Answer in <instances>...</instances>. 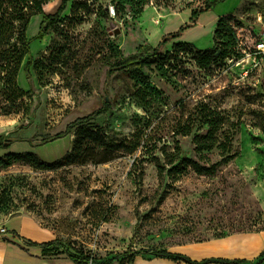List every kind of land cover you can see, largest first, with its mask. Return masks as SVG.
<instances>
[{"label": "rangeland", "instance_id": "374dc122", "mask_svg": "<svg viewBox=\"0 0 264 264\" xmlns=\"http://www.w3.org/2000/svg\"><path fill=\"white\" fill-rule=\"evenodd\" d=\"M212 1L171 0L163 4L150 0L139 18H133L129 8L122 16L113 15V0H79L87 2V9L82 11L83 17H72L74 0L69 1L60 16L63 21L31 44L33 57L40 60L41 80L32 69L29 84L22 71L18 82L30 91V97L19 113L6 115L0 111V142L41 140L56 135L77 117L102 107L106 99L112 102V110L99 116L98 122L123 134L131 133L134 114L143 110L132 96L133 81L129 77L114 73L107 82L105 59L109 44L115 42L125 59L152 51L166 34L191 23L193 12ZM217 1L212 10L200 14L203 18L197 28L183 32L184 40L171 39L162 46L169 79L162 77L155 66L144 72L165 92L170 106L185 100L188 108L195 111L200 99L213 95L219 108L230 116L217 133L220 141L226 142L223 134L233 131L232 123L242 114L244 122L232 144V150H239L240 155L223 163L222 151L216 148L200 158L193 136H180L183 153L210 171L191 169L175 182L167 177L160 179L152 162L144 163V177L137 178L130 156L100 165L56 170L15 162L0 169V240L21 250L29 247L31 240L26 237L9 236L7 223L19 214L38 223L47 233L43 239H58L74 251L101 258L141 249L175 252L188 244L264 229V133L251 124L250 112L257 104L247 99L249 94H264V61L245 78L251 61L240 63L242 43L238 35L244 30L242 33L250 35L251 41L255 39L250 32L259 28L257 16H264V0ZM61 2L54 0L45 12L55 13ZM217 15H232L243 23L240 28L234 24V39L222 36L219 19L213 22ZM42 18L43 15H36L32 19L29 38L39 33ZM178 42H188L190 47L178 49ZM203 51L208 53L203 55ZM216 51L226 52L227 56L215 62ZM94 100L99 105L88 112L77 110ZM172 121L176 120L169 116L162 126L168 127ZM208 130L207 126L195 128L194 134H206ZM169 138L173 140L171 135ZM67 145L66 136L38 146L36 153L42 160L52 162L67 153ZM0 260L18 263L15 256H7L1 249ZM256 260L258 257L252 262ZM40 261L74 264L65 253L43 255ZM129 264L174 263L138 256Z\"/></svg>", "mask_w": 264, "mask_h": 264}, {"label": "trees", "instance_id": "16d2710c", "mask_svg": "<svg viewBox=\"0 0 264 264\" xmlns=\"http://www.w3.org/2000/svg\"><path fill=\"white\" fill-rule=\"evenodd\" d=\"M51 1L0 0V102L2 103L0 111L3 114L19 113L25 109L23 105L26 98L30 97V91L25 90L18 82L21 71L25 72L29 84L32 83V69L36 70L41 80L38 71L40 60L33 57L31 44L35 40L43 39L51 27L58 26L63 21L60 16L71 0H62L55 13H46L45 7ZM158 1L167 4L171 0ZM149 2L150 0H113L117 16H122L129 8L133 18H139ZM217 2V0H213L205 8L193 12L191 23L182 25L176 32L166 34L152 51L140 56L125 59L123 51L115 42L109 44V55L105 59L108 66L107 82L114 73H122L129 77L133 81L132 96L143 110V113L134 114L131 133L123 134L119 130L98 122L99 116L112 110V102L106 99L102 107L69 122L65 131L41 140L29 139L32 147H38L68 135H74L71 149L61 158L49 162L42 160L33 151L9 152L0 157V169L7 168L15 162H27L36 168L56 170L69 166L100 165L130 156L133 158L132 168L135 170L134 173H137V178L144 177V163L146 162H152L155 165L160 179L167 177L174 182L186 176L191 169H196L199 172L210 171L209 167L200 166L197 160L183 153L180 136H193L195 152L200 158L206 157V152H211L216 148L222 151L223 163L238 157L240 151L232 150V144L237 131L244 122L241 120L242 114L238 116L236 122L232 123L233 131H225L223 134L226 142L220 141L217 133L230 116H227L225 109L219 108L213 95H207L200 99L195 111L188 108L185 100L170 106L169 98L165 92L155 86L150 76L144 72L145 68L155 66L162 77L168 78V62L161 52L162 46L171 39L181 37L186 29L196 24L201 13L212 10ZM86 9L87 2L74 0L72 17H83L82 11ZM106 13L110 17L109 10ZM36 15H43L40 30L36 36L29 38L28 30ZM218 24L222 36L233 39L236 36L237 28L243 27V23L232 15L220 17ZM189 47L188 42L176 44L178 49ZM207 53L208 51L201 52L203 55ZM225 54L226 52L216 51L215 62L221 61L223 57L227 56ZM247 99L251 104H257L256 108H252L250 112L253 115L251 124L259 127L264 133V94L260 92L249 94ZM221 112L224 113L223 116ZM169 116L176 121H172L168 127L162 126V122ZM205 126L209 127L206 134H194L195 128L200 130ZM169 135L173 140H170ZM12 141L8 139L0 142V148H9ZM157 151L160 155L156 153ZM5 240L7 239L5 238ZM30 244L40 247L44 256L65 253L74 264H129L138 256H152L187 264H243L247 262L242 258L226 257H208L196 260L187 254L168 249H141L111 258H101L85 251H74L58 239L41 243L30 241ZM263 262L264 252L254 264Z\"/></svg>", "mask_w": 264, "mask_h": 264}, {"label": "crops", "instance_id": "0c3cea01", "mask_svg": "<svg viewBox=\"0 0 264 264\" xmlns=\"http://www.w3.org/2000/svg\"><path fill=\"white\" fill-rule=\"evenodd\" d=\"M203 18V14L199 17L196 24L193 28H197L199 23ZM219 15L215 16L213 19L214 24L218 21ZM168 33V32H167ZM184 40L183 35L180 37V41ZM194 41V40H191ZM195 42V41H194ZM87 103H90L87 102ZM72 135L67 136V149L64 152H68L72 146ZM2 149V150H1ZM28 151H37V147H32L28 139H14L10 144L8 149L0 148V157L9 152H28ZM57 155L54 156V158ZM53 158H47L51 160ZM7 227L9 229L10 235H20L21 237H26L32 242H45L53 239L45 240L43 237L47 233L38 226V223L31 217L26 216L25 214H19L11 218ZM207 248L208 250H204ZM0 249L5 252L7 256H15L18 259L17 264H40L42 261L43 252L42 249L38 246L26 247L25 250H21L18 247H11L10 243H7L4 240H0ZM175 252H180L189 255L193 259L201 260L208 257H226V258H242L246 259L247 262L243 264H254L252 262L257 257L264 252V229L260 230L257 233H245V234H234L228 235L226 237L214 238L209 242L203 243H194L188 244L180 248ZM38 258V259H37ZM36 260V261H35ZM168 260V259H167ZM257 261V260H256ZM170 263H176L170 260ZM180 264H187L184 262H179ZM0 264H7L4 261L0 260ZM219 264V263H211Z\"/></svg>", "mask_w": 264, "mask_h": 264}, {"label": "built area", "instance_id": "2783aa9c", "mask_svg": "<svg viewBox=\"0 0 264 264\" xmlns=\"http://www.w3.org/2000/svg\"><path fill=\"white\" fill-rule=\"evenodd\" d=\"M111 12L115 15L114 7L111 8ZM257 21L259 23L258 30L253 29L252 32H250L254 34L255 39L253 41L250 40V35L242 33L244 30L238 32L242 43V59L240 60V63L245 60L251 61L250 70L247 69L244 72L245 78H248L249 75L252 74L254 70L258 69L264 61V16L259 13ZM5 230L6 229H3V232H5Z\"/></svg>", "mask_w": 264, "mask_h": 264}, {"label": "bare ground", "instance_id": "6f19581e", "mask_svg": "<svg viewBox=\"0 0 264 264\" xmlns=\"http://www.w3.org/2000/svg\"><path fill=\"white\" fill-rule=\"evenodd\" d=\"M54 0H52L49 4L46 5V7L50 6L52 3H53ZM45 7V8H46ZM30 29V27H29ZM21 74H22V71L20 72V75H19V81H20V78H21ZM97 105H99V102L98 101H93L87 105H85L84 107L82 108H78L77 110L80 111V112H88L89 110L93 109L94 107H96Z\"/></svg>", "mask_w": 264, "mask_h": 264}]
</instances>
